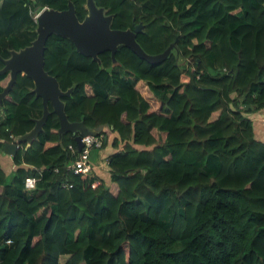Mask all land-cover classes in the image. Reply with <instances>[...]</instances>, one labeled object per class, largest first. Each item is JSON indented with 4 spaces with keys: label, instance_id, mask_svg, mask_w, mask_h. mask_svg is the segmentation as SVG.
Returning a JSON list of instances; mask_svg holds the SVG:
<instances>
[{
    "label": "trees",
    "instance_id": "1",
    "mask_svg": "<svg viewBox=\"0 0 264 264\" xmlns=\"http://www.w3.org/2000/svg\"><path fill=\"white\" fill-rule=\"evenodd\" d=\"M68 1L81 20L85 0H0V69L35 37L31 14ZM92 1L113 29L140 24L146 54L171 47L148 63L120 44L97 62L46 38L67 121L111 148L107 180L66 168L74 134L58 132L47 102L9 177L0 164V264H264V140L248 116L264 109V0ZM8 79L0 72V90ZM32 89L16 73L0 100V151L40 117Z\"/></svg>",
    "mask_w": 264,
    "mask_h": 264
},
{
    "label": "water",
    "instance_id": "2",
    "mask_svg": "<svg viewBox=\"0 0 264 264\" xmlns=\"http://www.w3.org/2000/svg\"><path fill=\"white\" fill-rule=\"evenodd\" d=\"M85 6L87 12L81 20L75 16L72 3L69 1L62 10L42 9L35 18V37L28 45L18 50H10L9 56L2 60L0 72H8L9 79L0 90V100L14 82L16 73H21L31 78L32 91L35 96L40 97L42 104L41 115L33 120L32 128L2 145L1 151L4 154L13 156L18 143L25 142L27 146L37 137L48 114L47 102L58 119V132L70 131L74 134L77 151L81 147V136L91 132L82 122L67 121L60 96L66 95L69 89L61 91L55 77L43 68L44 42L51 33L69 39L77 52L90 56L97 62L99 61L97 54L104 50L109 51L111 59L114 60L115 49L120 44L128 47L136 56L148 63H156L168 53L170 45L159 54H146L135 41V34L141 31L140 24H135L132 29H113L110 27L111 15L104 14L102 8L95 6L92 0H85ZM101 128L102 126H98L96 129Z\"/></svg>",
    "mask_w": 264,
    "mask_h": 264
},
{
    "label": "built area",
    "instance_id": "3",
    "mask_svg": "<svg viewBox=\"0 0 264 264\" xmlns=\"http://www.w3.org/2000/svg\"><path fill=\"white\" fill-rule=\"evenodd\" d=\"M46 7L41 8L40 10L34 12L32 15V19L35 20L36 15ZM259 125L264 133V115H262L259 118ZM103 130L102 132L107 133L108 130L106 128L101 129ZM102 133H97L91 131L88 134H85L81 136L80 141H81V147L77 153V156L66 165V168L71 170L73 173L77 174H82V175H90L93 173V165L91 162L88 160V155L91 149H100L102 147ZM11 142V141H10ZM68 149H72V146L70 144L67 145ZM100 165H105L106 164V157H103L100 161ZM36 182V178L33 176H27L23 180V186L24 189H30L33 188ZM98 180H94L92 185L96 184ZM68 187L70 186L69 184H66Z\"/></svg>",
    "mask_w": 264,
    "mask_h": 264
},
{
    "label": "crops",
    "instance_id": "4",
    "mask_svg": "<svg viewBox=\"0 0 264 264\" xmlns=\"http://www.w3.org/2000/svg\"><path fill=\"white\" fill-rule=\"evenodd\" d=\"M264 115V110L259 109L255 110L252 113H249L248 116L252 120V124L254 127V134L256 138L259 140H264V133L258 123L259 117ZM255 120V122H254ZM111 151V148L108 146V144L103 145L100 149H91L88 155V160L93 165V171L96 172L102 176L104 180H107V176L105 175V165H100L99 162L103 157H105L109 152ZM0 164L3 165V169L5 170V174L9 175L13 169V166L11 164V156L4 154L2 151L0 152Z\"/></svg>",
    "mask_w": 264,
    "mask_h": 264
},
{
    "label": "rangeland",
    "instance_id": "5",
    "mask_svg": "<svg viewBox=\"0 0 264 264\" xmlns=\"http://www.w3.org/2000/svg\"><path fill=\"white\" fill-rule=\"evenodd\" d=\"M31 17V20H32V22L35 24V26H36V22H35V20H33L32 19V15L30 16ZM34 31H35V27H34ZM22 48V47H21ZM20 49V48H19ZM11 50H15V49H11ZM16 50H18V49H16ZM9 56V55H8ZM7 58V57H6ZM264 110V109H263ZM260 118V117H259ZM254 122H255V120H254ZM258 123H259V119H258ZM104 132H105V130H104ZM93 149H95V148H93ZM1 152V151H0ZM2 167H3V165H2ZM11 174V173H10ZM10 174L8 175V177L10 176Z\"/></svg>",
    "mask_w": 264,
    "mask_h": 264
}]
</instances>
